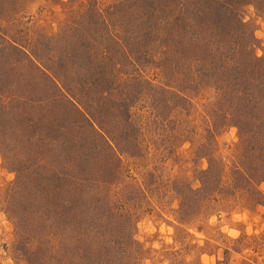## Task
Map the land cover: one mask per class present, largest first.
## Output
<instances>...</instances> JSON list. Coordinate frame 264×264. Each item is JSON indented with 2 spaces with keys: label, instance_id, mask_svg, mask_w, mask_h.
I'll list each match as a JSON object with an SVG mask.
<instances>
[{
  "label": "rangeland",
  "instance_id": "374dc122",
  "mask_svg": "<svg viewBox=\"0 0 264 264\" xmlns=\"http://www.w3.org/2000/svg\"><path fill=\"white\" fill-rule=\"evenodd\" d=\"M28 59L103 138L61 98L30 138L53 88ZM263 74L264 0H0V149L13 131L22 159L0 154V264H264V134L235 124Z\"/></svg>",
  "mask_w": 264,
  "mask_h": 264
},
{
  "label": "trees",
  "instance_id": "16d2710c",
  "mask_svg": "<svg viewBox=\"0 0 264 264\" xmlns=\"http://www.w3.org/2000/svg\"><path fill=\"white\" fill-rule=\"evenodd\" d=\"M240 23L242 24V26L244 25L243 21H240ZM10 46H12V45H10ZM14 48L17 51L21 52L20 47H17V48L14 47ZM208 50L202 49V51H200L201 53L203 52L202 56H200V57H202L201 67L205 66L208 63H210V65L213 63L214 69H216L219 66L218 60H215L217 58L210 52V50L209 51ZM22 55L27 56V54L25 52H22ZM198 57H199V55H198ZM28 60H30V63L31 62L33 63L34 61H36V59H34V61H32L31 59H28ZM257 61H260V58L254 56V57H250L249 62L244 61V63H242V62L240 63V66L237 68V70H234V72H233V75H232L233 80L229 83L231 88L233 87L234 89H241L244 87L241 85L242 81L244 80L243 76L245 75V73H247V70L248 71L254 70ZM33 64H34V66H37L39 75L40 76L43 75L44 79L53 88V90L46 97H44L43 95H39V96L34 97V98H30V97L27 98V99H30L29 102L31 100H33V103H39L40 104V106H39L40 111L38 112V117H31L32 119H30L28 121V124H27L29 132H30V138L32 136L34 137V135L37 133L36 131H39L38 133L41 132L43 134L42 142L46 141L45 137L47 135H50V133L47 130H46L47 132H45L46 124L41 125L42 124L41 122L43 120H45V122H47V121L51 122V124L54 125V127H55L54 132H56V130L58 128H60V126H61L60 113H58L56 111H52V110L50 112H49V110L47 111L48 105L54 103V101L58 100L59 98L62 99V102L66 103L68 106H71L73 109H75V112L80 117V119L85 121L87 123V125H90L89 128L92 129V131L96 132V134H98L100 137L103 138L105 135V132H102V133L100 132V130H101L100 125L94 121L92 122V119L87 115V113L82 111L81 107L78 106L76 104V102H74L71 97H69L67 94L62 93L60 91L61 87L59 86L58 76L54 72H52L51 70L46 71V67H47L46 64L44 65V63H41L40 61L39 62L36 61V63H33ZM37 64H39L42 67V69H40ZM43 66L45 67V70H43ZM4 68L6 69V67H4ZM259 76H261V75L259 74ZM263 76H264V74H263ZM20 80H21V82H19L15 79L14 83L11 84V86L13 85L11 88H14V90H16V88L19 86V84H22L23 82L25 83V81H24L25 79H23L22 77H20ZM27 82H28V80L26 81L25 84H28ZM32 94H34V93L32 92ZM263 94L264 93L261 92V89L258 88V92L257 93L255 92V94L252 96V98H249V100H240L238 105H236L237 107H239L241 109L240 114L242 112L246 111V115L244 113L242 118L240 117V114H239L238 120L235 123L236 126L239 127V129L241 130L242 133L244 131L249 132L251 130V131H253V133H255L259 137H261V134H264V96H263ZM14 97H17L16 100H21L20 98H22V97H19L16 95H14ZM51 108H53V107H51ZM249 114L253 117L250 119H247L246 117H249ZM56 117L58 119H55ZM30 121H31V123H30ZM72 123H74V122H72ZM72 123L67 122L66 125L72 124ZM51 124H49V125H51ZM72 125H74V124H72ZM253 133L251 134V136L253 135ZM53 134L55 135V138H54V140H55L57 138L56 137L57 134L56 133H53ZM6 138H8L7 139L8 145H4L3 149H0V154L3 156L4 159L7 158V160H9V162H14V161L15 162L16 161L21 162L22 159L19 158V155H21V151L19 153H17L18 149L15 148V145H16L15 140L20 138V136L18 134L14 133L13 131H10V136L6 137ZM12 142L14 143L13 144L14 147L11 145ZM262 151H264V149H262ZM255 156L256 157H264V154L256 153ZM30 157L31 156H28V158H27L28 160L26 159L23 163L27 167H30L31 165H33L31 163L33 158H30ZM33 157H35V156H33ZM262 159L264 160V158H262ZM252 162L253 161H251V164H252ZM40 163H42V162H39L38 160H37V162L34 163V167H36L38 169V171H41L39 169V167H43L42 165H40ZM253 163H256V162H253ZM44 164L45 163H43V165ZM259 166H260V164L254 165L255 170L252 171V174H255V175L261 174L260 168H258ZM45 176L46 175H42V176L40 175V179H39L41 181L45 180L43 182V185H48V186H51L53 184L55 186L58 185L57 183H59V179H56L55 176L53 177V174H52V177L50 176L48 179ZM262 181H264V176L259 177L257 179L258 183H260ZM261 194L264 196L263 191Z\"/></svg>",
  "mask_w": 264,
  "mask_h": 264
}]
</instances>
